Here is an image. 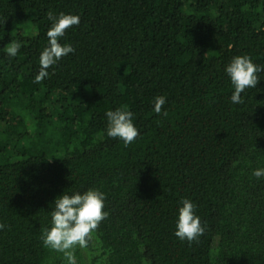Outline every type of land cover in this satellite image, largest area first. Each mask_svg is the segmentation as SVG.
<instances>
[{"label": "trees", "instance_id": "obj_1", "mask_svg": "<svg viewBox=\"0 0 264 264\" xmlns=\"http://www.w3.org/2000/svg\"><path fill=\"white\" fill-rule=\"evenodd\" d=\"M49 10L80 16L60 39L76 50L36 83ZM244 54L264 65V0H0V264H63L41 234L58 195L90 187L109 215L78 264H264V72L233 104L224 71ZM123 107L127 146L106 135ZM182 198L205 224L191 243Z\"/></svg>", "mask_w": 264, "mask_h": 264}, {"label": "clouds", "instance_id": "obj_2", "mask_svg": "<svg viewBox=\"0 0 264 264\" xmlns=\"http://www.w3.org/2000/svg\"><path fill=\"white\" fill-rule=\"evenodd\" d=\"M51 25L47 30L48 43L39 55V70L34 75V82L40 83L49 76L48 69L56 65L62 57L75 52L70 43H61L60 39L65 35L66 30L80 23L78 14L54 13L52 10L46 13ZM21 48V43L16 41L6 48L9 57H15ZM224 71L230 79L232 92L230 101L233 104H241L245 97L242 93L246 89L256 88L261 79L260 73L264 72V65L255 63L246 54L235 55L225 65ZM166 103L164 95L156 96L153 100V111L157 114L167 116V111L162 112ZM107 118L106 135L111 138H118L125 146L129 145L139 136V129L136 127L133 112L127 107L108 110L105 113ZM252 175L259 180L264 177V167H257L252 170ZM106 195L95 187L84 191L74 190L62 192L58 195L51 209L50 225L46 227L41 240L44 247L61 254L63 264H78L77 248H88L95 230L100 222L108 217L105 209ZM197 205L188 198H182L177 209L174 235L181 241L189 243L198 240L205 232V224L201 217L196 214ZM5 227L0 223V229Z\"/></svg>", "mask_w": 264, "mask_h": 264}]
</instances>
